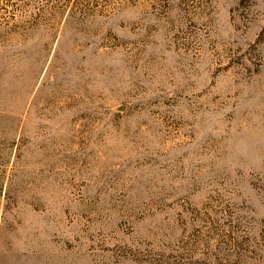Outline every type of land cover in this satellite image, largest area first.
<instances>
[{
	"label": "rangeland",
	"instance_id": "1",
	"mask_svg": "<svg viewBox=\"0 0 264 264\" xmlns=\"http://www.w3.org/2000/svg\"><path fill=\"white\" fill-rule=\"evenodd\" d=\"M0 264H264V0H0Z\"/></svg>",
	"mask_w": 264,
	"mask_h": 264
}]
</instances>
